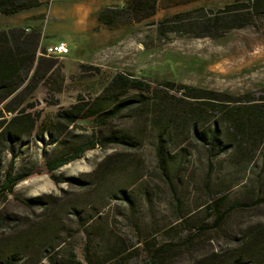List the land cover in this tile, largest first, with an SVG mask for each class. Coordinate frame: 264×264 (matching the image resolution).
<instances>
[{"label":"trees","instance_id":"1","mask_svg":"<svg viewBox=\"0 0 264 264\" xmlns=\"http://www.w3.org/2000/svg\"><path fill=\"white\" fill-rule=\"evenodd\" d=\"M49 1L0 0V15L14 16L44 7ZM158 7V0H124L122 6L100 10L97 20L106 26L120 20L139 23L153 18ZM263 22L264 0H235L214 13L198 8L155 24L162 34H190L189 30H194L196 38H218L230 30L247 26L256 27L264 34ZM25 30L22 27L0 29V156L6 152L14 154L16 146L34 133L40 112L36 111L32 98L39 84L56 65L49 58L36 56L41 41L40 28ZM163 86V92L159 94L143 81L116 74L97 97L80 98L68 108L59 109L48 131L57 139L41 168L1 174L0 159V202L13 194L20 182L37 175H49L60 183L53 173L97 146L106 149L108 145L117 144L125 151H132L144 139L141 136L149 131L147 138L152 139L155 170L170 191L175 210L173 221L157 218L158 210L152 208L153 192L144 189L141 193L148 206L150 224L142 228L144 216L137 215V206L130 192L118 188L117 195L126 204L127 216L138 242L133 244L125 235L118 237L113 234L103 244V257L93 259L90 252L98 245L90 239L89 229L98 221L93 220L94 214L82 217V211L72 206L71 214L77 217L78 228H83L87 234L84 247L86 264H132L131 256L139 249L143 250L145 258L140 264H168L175 250L191 246L198 236L221 227L232 211L264 205V96L245 94L236 97L172 82ZM131 90L137 94L128 96ZM144 92L150 96L143 95ZM147 112L156 115L135 122L137 126L132 135L121 134L119 130L100 135V128L123 114L135 118ZM88 121L95 123L94 130L86 140H74L71 136L81 129L80 123ZM196 149L203 151L207 162V172L202 180L206 200L191 211H182L176 197L175 182L186 173L189 157ZM220 157H227L224 160L228 168L232 167L233 175L219 178L215 189L211 187L213 161ZM257 159L261 160L262 167L254 178H249L248 172ZM138 161L127 153L108 155L89 174L87 181H73L80 189L95 193L107 183L115 185L116 178H125ZM138 170L137 166L134 174ZM242 192L246 194L241 200L230 201L231 195ZM21 203L29 214L9 215L0 211V264H83L67 242L73 236L72 231L59 220L62 205L53 204L47 196L21 200ZM37 209L41 211L38 215ZM199 209L214 217L210 225L201 224L180 243L159 240L158 235L169 233L176 226L188 225L191 216ZM251 235L263 237L264 227L256 226ZM241 246V250H251L247 253L248 258L237 252L233 261L226 264L263 263L264 248ZM223 253L212 252L192 258L187 264H220Z\"/></svg>","mask_w":264,"mask_h":264},{"label":"rangeland","instance_id":"2","mask_svg":"<svg viewBox=\"0 0 264 264\" xmlns=\"http://www.w3.org/2000/svg\"><path fill=\"white\" fill-rule=\"evenodd\" d=\"M158 1V11L153 18L139 23L120 20L112 26L98 22L97 13L106 7L122 6L124 0H53L50 6V1L44 6L45 14L41 16L39 26L43 48L64 42L69 54L61 59L49 58L56 65L39 84L32 98L36 111L40 112L37 127L31 137L23 139L16 146L14 154L6 152L0 156L1 174L41 168L57 139L48 134L55 113L61 108H68L80 98L88 100L97 97L116 74L143 81L159 94L163 92L164 83L172 82L236 97L245 94L264 96V34L256 27L230 30L218 38H196L193 36L196 33L194 30H189L190 34H162L155 24L198 8L214 13L235 0ZM64 3L74 5L75 10L69 11L64 18L48 19L52 5L56 12ZM11 22V18L0 15V29L11 28ZM45 27L50 28L49 35H46ZM135 94L137 92L131 90L127 95ZM143 95L150 96L146 92ZM143 114L135 118L123 114L100 128V135L105 136L118 130L121 134L132 135L137 126L135 122L156 115L154 112ZM80 126L81 129L71 136L76 141L86 140L91 130H94L95 123L81 122ZM147 133L150 135L149 131ZM147 133L141 136L144 139L132 151H125L117 144L108 145L106 149L97 146L87 151L82 158L53 173L60 183L49 175H37L20 182L15 186L13 194L0 202V211L9 215H27L28 209L21 200L45 196L53 204L62 205L59 220L72 231L73 236L67 242L83 264H86L84 247L87 234L83 228H78L77 217L71 214L72 206L82 211V217L94 214L93 220L98 221L89 229L90 239L95 240L98 245L90 252L93 259L103 257V244L113 234L118 237L125 235L133 244L137 243L127 216L126 204L117 195L118 188L130 192L137 206V215L144 216L142 228L150 224L148 206L141 193L144 189L149 193L153 192L152 208L158 210L157 218L173 221L175 213L170 191L155 170L152 139L147 138ZM115 153L131 154L132 158L139 160L125 178H116L115 185L107 183L95 193L86 192L74 184V181H87L89 174L98 168L103 159ZM224 159L227 157L213 161L211 187L215 189L219 178L233 175L232 167L228 168ZM188 161L186 173L180 175V179L175 182L176 197L182 211H191L206 200L202 191V180L207 172L203 151L194 150ZM137 166L139 170L134 174ZM261 167V160L257 159L248 172L249 178H254ZM245 194L246 192L233 194L229 199L241 200ZM102 205H106L103 210L100 209ZM40 212L39 209L36 210L37 215ZM213 219L214 217L199 209L191 216L188 225L176 226L171 232L158 235V238L165 242L180 243L191 230L195 232L203 223L210 225ZM258 225L264 227V205L234 210L225 218L221 227L198 236L191 246H180L167 263L187 264L192 258L221 251L224 253L220 264L231 263L237 252H242L247 259V253L251 250H241V245L264 248V236L251 235ZM144 259L143 250L139 249L131 256V263L140 264Z\"/></svg>","mask_w":264,"mask_h":264},{"label":"crops","instance_id":"3","mask_svg":"<svg viewBox=\"0 0 264 264\" xmlns=\"http://www.w3.org/2000/svg\"><path fill=\"white\" fill-rule=\"evenodd\" d=\"M51 4L53 0H50ZM69 1V0H68ZM67 3V2H66ZM76 8H78V6H76ZM75 10V6L74 5H68V4H63L61 7H58L56 12L54 11V7L52 5V9L50 11V14L48 16V19L52 20L55 18H64L66 17L68 14V12H73ZM45 14V10L44 7H40V8H36V9H32L29 11H25L23 13L14 15V16H6L11 18L12 22L9 24L10 27H22L25 29H33L36 27L40 26V22H41V16H43ZM5 17V16H4ZM46 35H49L48 30H50V28H44Z\"/></svg>","mask_w":264,"mask_h":264},{"label":"built area","instance_id":"4","mask_svg":"<svg viewBox=\"0 0 264 264\" xmlns=\"http://www.w3.org/2000/svg\"><path fill=\"white\" fill-rule=\"evenodd\" d=\"M51 5V1L49 6ZM47 17V16H46ZM28 31L27 29L25 30ZM69 54V49L66 43L58 42L56 44L49 45L45 48L42 46V42L40 41L38 50H37V58H64Z\"/></svg>","mask_w":264,"mask_h":264}]
</instances>
